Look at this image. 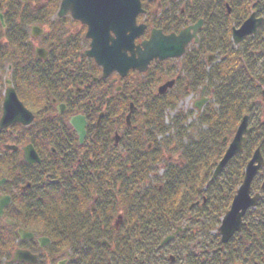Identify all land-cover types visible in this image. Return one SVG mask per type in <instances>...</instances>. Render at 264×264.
I'll list each match as a JSON object with an SVG mask.
<instances>
[{"label": "flooded vegetation", "instance_id": "flooded-vegetation-1", "mask_svg": "<svg viewBox=\"0 0 264 264\" xmlns=\"http://www.w3.org/2000/svg\"><path fill=\"white\" fill-rule=\"evenodd\" d=\"M215 1L205 3L208 12L198 8L194 21L188 20V14L192 17L189 6L195 9L189 0L141 1L144 14L137 17V23L144 28L134 41V53L137 46L143 49L142 42L178 36L196 24V32L191 31V40L181 57L154 60L147 68L148 71L174 62L172 75L163 81H170L171 86L161 95L158 88L156 94L145 97L132 86L133 81H127V77L143 74L136 70L124 76L116 71L105 75L103 68L87 55L91 43L86 38L87 27L71 15L67 17L80 26L77 36L83 37V50L54 55L45 47L47 36L44 47H35L32 51L29 65L22 51L19 52L22 56L14 59L17 64H11L9 59L0 60V65L4 64L0 66L3 73L0 81V231L13 239L10 252L2 259L4 264H32L25 259L15 260L17 252L35 257L34 264H192L193 259H202L199 258L204 256L201 239L190 245L189 249L196 250L192 257L184 237L178 241L181 232L165 244L161 241L156 250L150 246L146 258L140 259L138 252L132 257L125 256L121 238L127 228L122 226L121 213L112 214L108 219L100 208L104 202L113 200L117 186L122 191L123 156L120 153L125 146L137 145L138 128L152 122L154 115L147 108L155 111L187 99L188 93L194 96L190 91L198 80L192 66L183 65L186 58L194 66L199 57L206 71L219 62L217 57L221 52L213 43L219 40L216 15L221 7L226 17L232 11L239 16L242 11L232 7L234 0L224 1L221 7ZM153 5L155 9L151 11ZM209 16L214 19L211 24L206 21ZM0 17L5 29L4 13L0 12ZM141 17L147 22L139 21ZM251 17L259 21L256 32L251 34L255 37L264 27V0L250 3L239 25L227 21L230 40L233 31ZM31 26H38L44 32L39 25ZM32 27L31 41L42 36L33 35ZM37 50H43L44 55L40 57ZM201 89L196 98L199 102L207 97V88L204 95H200ZM10 90L24 111L11 101L12 120L5 125L2 118ZM138 101L144 108L135 118ZM207 103L208 100L204 104ZM138 119L141 120L138 122ZM144 135L145 132L142 143L146 141ZM150 146L152 143L147 147ZM20 231L32 237L21 238ZM218 250L212 249L210 254Z\"/></svg>", "mask_w": 264, "mask_h": 264}, {"label": "trees", "instance_id": "trees-1", "mask_svg": "<svg viewBox=\"0 0 264 264\" xmlns=\"http://www.w3.org/2000/svg\"><path fill=\"white\" fill-rule=\"evenodd\" d=\"M52 1L55 3L47 4L41 12L34 11L31 15L33 20L37 18L40 20L37 22L42 23L45 15H52L57 9L58 0ZM208 1L210 0L206 2ZM13 2L14 0H2V3L9 6ZM204 3L205 1L199 0L195 4L191 19L197 18L200 10L198 8ZM221 3L222 0H219V6ZM249 8L250 0L245 1V5H240L242 12L239 13V20H243ZM26 17L27 24L31 17ZM9 22H6L4 30L0 24V34L10 36L5 43L0 44V60L3 62L9 59L11 64H17L14 59L22 56L20 51L25 52L24 56L28 59L32 57L33 50L27 43L25 26L14 25L12 20ZM220 28L222 32L219 40L213 41L216 49L221 52L220 57H217L219 62L212 64L209 71H206L197 57V63L191 67L197 76V86L206 82L207 90L214 96L212 103L207 104L201 112H196V129L189 132L185 127L187 115L178 111L171 119L173 132L170 138L157 141L151 151H144L143 128L155 132L154 135H163L169 131L164 122L165 107H159L155 111L147 108L148 113L154 115L152 122H147L146 127H139L138 144L130 145L123 151L122 170L124 171L127 164L129 172L124 171L121 176L122 191L121 194L117 193L120 197L115 193L113 200L104 202L100 209L106 212L108 219L112 214L121 213L122 226L127 228L122 231L121 238V250L125 256L132 257L138 252L140 259L146 258L150 246L158 249L164 237L184 224L190 228L189 231L192 225H196L201 234L200 247L204 256L199 258H205L206 261L193 259L192 264H264V190H260V184L258 187L255 182L253 184V190L261 194V199L257 207L245 216L241 232L234 235L227 244H221L214 234L220 218L228 210L236 188L242 183L244 168L251 155L259 149L264 157V27L255 37L245 38L238 46L232 44L230 27L225 21ZM76 38L77 40L72 38L73 41H69L70 38L67 42H62L60 37L48 40L46 48L54 55L78 52L83 37ZM251 46L259 50L258 53L263 57L259 63L249 56ZM27 61L29 65V59ZM175 105L166 106L172 109ZM245 116H248L251 132L246 137L243 151L210 181L215 167L226 151L223 139H232ZM171 149L172 152H180L177 162L164 156ZM158 166L162 167L163 174L156 180L153 177L157 185L153 183L150 186L148 180ZM220 180L222 185L216 190ZM198 199L199 204L190 208ZM185 235L184 242L191 241L189 232ZM12 244L13 239L7 238L0 231V264H4L2 259L10 252ZM215 248L219 249L218 253L210 258L206 257Z\"/></svg>", "mask_w": 264, "mask_h": 264}, {"label": "water", "instance_id": "water-1", "mask_svg": "<svg viewBox=\"0 0 264 264\" xmlns=\"http://www.w3.org/2000/svg\"><path fill=\"white\" fill-rule=\"evenodd\" d=\"M141 0H62L57 16L63 17L68 14L81 24L87 27L86 38L90 39V51L87 55L91 57L95 63L103 68L104 74L108 75L112 71L118 72L121 76L126 75L130 69H136L139 72H145L148 65L153 60H165L168 58H179L183 55L185 47L191 40L189 30L196 32V27L186 29L178 36L171 35L156 41L152 38L150 42H143L136 47L137 52L132 50L135 48L134 40L143 33V26H136V17L142 13ZM253 17L245 21L242 26L233 31V42L238 44L244 36L254 34L256 32V24ZM33 35L37 36L41 32L37 27L32 28ZM111 34H114L112 37ZM153 40V41H152ZM156 41V42H155ZM159 42V43H157ZM38 55H44L43 50H37ZM130 53V56L127 53ZM168 83L165 87L159 89L165 90L170 87ZM11 93V95L9 94ZM264 98V91L262 92ZM12 101L18 105V109L24 111L17 102L12 90L7 91L6 106L3 115V122L6 124L11 122V113L9 112V104ZM206 100H201L195 104L196 109L200 110ZM249 133L247 129V117H244L240 123L233 140L229 144L222 160L213 172L212 179L215 178L226 166L231 158L241 152L245 144V136ZM81 138V137H80ZM264 141V139H263ZM264 172V160L257 149L250 161L244 169V177L241 185L237 189L235 196L230 205L229 211L221 220L218 229V235L221 237L223 244L240 231L242 226V218L245 213L254 208L260 198V195H251V186L254 178L259 170ZM261 188L264 189V181ZM2 210H0V215ZM21 238L32 237L31 235L20 231ZM173 236L166 238L163 243L168 242ZM15 260H23L34 264L35 257L29 254H21L17 252Z\"/></svg>", "mask_w": 264, "mask_h": 264}, {"label": "rangeland", "instance_id": "rangeland-1", "mask_svg": "<svg viewBox=\"0 0 264 264\" xmlns=\"http://www.w3.org/2000/svg\"><path fill=\"white\" fill-rule=\"evenodd\" d=\"M156 1L159 2L161 0H154V2H156ZM189 1L193 3L192 7H196L195 6L196 0H189ZM203 1H205V3H206L207 0H201V2H203ZM224 1L227 2L228 0H222V4H224ZM253 1H255V0H250V3H252ZM0 2L2 4V6L0 8V12L1 13H4V18H5L4 19V22L6 23V22H9V21L12 20L14 25H17V26L18 25L25 26V31H26V34H27V43L30 45V48H32L33 51H34L35 47H44V45H45L44 41H46V39L44 40V37H47V36L49 37V40L56 39V38L60 37V39H63V40H61L62 42H67L70 38L71 39L69 41H73V39L77 40V38H76L77 36H74V35H77L78 34V32L80 30V26L77 25V24H73V22L68 17H65L64 19L61 20V19H58L56 17V15H55L56 12H57V10H58V6H59V3L61 2V0H58L57 1V3H58V6L56 7L57 9L52 13V15L51 14L50 15H45V20H44V18H42L43 19L42 20L43 23L37 22V21H40L37 18H35L33 20L34 17L31 16V15L34 13V11L41 12V9L44 8L47 4H50V3L53 4V3H55L52 0H24V1L23 0H17V1L14 0L13 4L11 6H9V5L5 4V3H2V0H0ZM24 2H27V3H24ZM216 2H218V4H219V0H216L215 3ZM205 3H204V5H202L200 7L203 10H206V4ZM232 5H233L232 7L234 9L238 10L237 7H240V5H245V0H234ZM246 5H247V2H246ZM150 8H151V11H153L155 9V6L153 5ZM221 9H223V7H221ZM221 9L219 10V12L216 15V17H217V23H218V29H217V31H218L219 34H221V32H222V29L220 28V26L222 25V20L223 21H226V19H225L226 16H224L225 11H223ZM188 10H189V12H192V13L195 11V10L193 11L192 9H190V6H189ZM206 11H205V13H206ZM26 16L31 17V18H28L29 23H27V24L25 23L26 20H27V17ZM148 16H150V15H148ZM228 16L229 17L227 18V21L228 22H231V24H236V22H239V24L241 23V20L238 19V15L236 14V12L234 13V11H232L231 14L228 15ZM188 17H189V14H188ZM212 19L213 18H211L210 20H206V21H209L210 24H211V22H212L211 20ZM144 20L147 22L146 18H142L141 17L139 19V21H141V22L144 21ZM213 21H214V19H213ZM227 21H226V25H227ZM239 24H237V25H239ZM31 25H39V26L43 27V31L44 32L42 34H40L42 36L40 38H38L37 40H32L31 41V38H30V27H31ZM229 27H230V25H229ZM58 32H59V34H58ZM9 37H6V35L0 34V44L5 43V40L7 38H9ZM204 37H206V36H204ZM48 43H49V41H48ZM80 45H81V47L78 48L79 51L83 50L84 47H85V44L82 41L80 42ZM210 47H211V44H210ZM208 48H209V46H208ZM258 52H259V50H255L251 46V52H250L251 54L249 56L251 58L253 57L252 59L254 61H256L257 63H259L263 59V57ZM204 55L206 56L207 54H204ZM187 59L188 58H186L185 63L183 65L186 66L187 68H189L192 65L188 62ZM177 60L179 61L181 59H177ZM173 63L174 62L172 61V63L171 64L168 63V65L159 66V67H152L146 73L139 74L137 76H135V75H129V77H127L126 80L129 81V82H131V83L133 81L132 86L135 85V87L138 88L140 90L141 94L144 95L145 97L147 95H149V94H152V95L153 94H156L158 88L160 89L163 86L165 87L168 83H170V81H169V82H164L165 83L164 84L163 81L169 75L170 76L172 75V66H173L172 64ZM174 65H177V63L175 62ZM1 76H2V79H3V73L1 74ZM157 79H159V80H157ZM205 83L206 82L201 83L200 85L196 86L195 89L193 88L190 92L193 93L194 96L192 97L191 95H189V93L186 94L187 99H182L180 102L176 103V105H175L174 108L171 109V108H169V106H164L165 107L164 108L165 109V111H164V116H165L164 117V122H165V126L167 127V129L169 128V131L167 133H165L163 135H161V134L154 135L155 132H151L150 129H147L145 131V128H143V130L145 132V135H144L145 138L144 139L146 140L142 144L143 145L142 146V149L144 151H148L149 152V151L152 150L154 144L157 141H162L163 139H166V138L169 139L170 138V136H171V134L173 132V129L171 128V125H170L171 124V119L175 116V114L178 111H182V112H184L187 115L188 118H187L185 127L189 130V132L192 131V130H194V129H196V127H197L196 126V123H197L196 120H197V116L198 115L196 113L197 111H195V108L193 106H194V103L195 102H198L199 101V99L196 100V98L199 96L198 94L200 92V89L202 88L203 85H205ZM166 90H167V88L164 91L161 90L162 92H160V91H158V92L160 94H164V92ZM211 94H212L211 91L208 89V92H207V95L206 96L208 98H210V102L209 103H212V101L214 100V98H213L214 96H211ZM262 101L264 102V100H262ZM136 106H137V109L138 110L136 111L137 114L135 115V118L137 117L138 114L141 113V110L144 108L143 105H142V103H141V101H138L137 104H136ZM147 106L148 105H145V108H147ZM130 112H131V109H130ZM188 114H190V115L188 116ZM247 118H248V116H247ZM140 120L141 119H138V122ZM135 122H136V120H135ZM136 124H137V122L135 123V125ZM248 125H249V119H248ZM144 132L142 131V133H144ZM224 139H223V141H224V143L226 144V147H227L230 141L227 140L226 138H224ZM151 143H152V146H150V148H148L147 146L150 145ZM127 147L125 146L124 148H127ZM124 148H123V150H124ZM134 148L138 151V149H137L136 146H134ZM122 153L123 152H121L120 154L123 156ZM145 154H147V153H145ZM179 155H180V152H178V153H175L174 151L172 152V149L170 151L164 153V156H166L168 159H172L174 162L175 161L177 162V159H178V156ZM262 158H264L263 155H262ZM216 167H215V169H216ZM128 170H129V166L126 165L124 171L129 172ZM121 171H122V174L125 173L123 170H121ZM162 174H163V169H162V167L158 166V168L156 169V171H154L153 175L151 174L150 179L148 180L149 185L150 186L151 185H154L156 178L159 177V176H161ZM127 175H129V174L127 173ZM153 177H154L155 180L153 179ZM261 180H264V175L260 173L258 175V178L255 181L256 187L259 186L258 184H260ZM121 183H122V180H121ZM155 185H157V184H155ZM220 185H222V180H220V182L216 186V190H218V186H220ZM237 189L238 188H236V191H237ZM119 191H120L119 190V187L117 186V188H116V194L117 193H120ZM114 194H115V192H114ZM118 197H120V195H118ZM200 200H201V197H200ZM263 201H264V199L262 200V202ZM198 204H199V199L197 200V203L195 205L194 204H191L190 208H193V207L197 206ZM261 206H262V204H261ZM263 208H264V202H263ZM184 226L187 227L186 225L182 224V228L183 229H184ZM180 227H181V225L178 226V228L181 230ZM216 228H217V226H216ZM187 230H188V227L186 228L185 233L183 232V230L180 231L181 232V235L179 236L178 241H183V237H185L186 236L185 234L189 232V235H191L192 239H191V241L185 242V243H187V246H186L187 247V252H189L190 255L192 257H194V254L193 253H195L196 250H194V249L191 250V249H189V247H190V245H192V244H194V243L197 242V240L201 237V234H200L199 228L196 227V225H192L191 226V231L188 230V232H187ZM150 250L148 249L147 252H149ZM210 256H211V254L210 253H207L206 257L210 258ZM154 257H155V259H157L158 255L155 254ZM201 261L204 262V261H206V259L203 258V259H201ZM2 262H3V260H2ZM47 263H49L48 260H47Z\"/></svg>", "mask_w": 264, "mask_h": 264}]
</instances>
